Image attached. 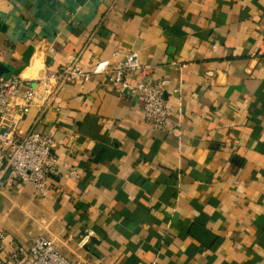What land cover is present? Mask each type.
<instances>
[{"label": "crops", "instance_id": "obj_1", "mask_svg": "<svg viewBox=\"0 0 264 264\" xmlns=\"http://www.w3.org/2000/svg\"><path fill=\"white\" fill-rule=\"evenodd\" d=\"M128 51V82L168 81L167 129L107 79L64 85L16 117L53 138V190L1 189L0 231L69 264H264V0H0V77Z\"/></svg>", "mask_w": 264, "mask_h": 264}, {"label": "built area", "instance_id": "obj_2", "mask_svg": "<svg viewBox=\"0 0 264 264\" xmlns=\"http://www.w3.org/2000/svg\"><path fill=\"white\" fill-rule=\"evenodd\" d=\"M147 69L136 52L128 51L116 52L111 61L98 60L88 67L67 63L57 71H45L33 81L17 76L0 77V190L17 182L30 185L38 198H48L52 192L49 175L55 172L57 165L51 153L54 140L49 134L33 130L18 135L16 117L26 115L34 106H49L64 85H82L92 77L107 79L118 94L127 92L141 101L144 120L150 127L167 129L171 114L165 102L168 81L130 83L126 79L130 74L144 76ZM66 175L77 177L73 168H68ZM91 238L93 233L86 231L82 242L85 244ZM0 264L69 262L50 239L36 236L25 245H17L7 241L5 233L0 231Z\"/></svg>", "mask_w": 264, "mask_h": 264}, {"label": "rangeland", "instance_id": "obj_3", "mask_svg": "<svg viewBox=\"0 0 264 264\" xmlns=\"http://www.w3.org/2000/svg\"><path fill=\"white\" fill-rule=\"evenodd\" d=\"M10 191V190H9ZM3 195V196H2ZM0 197H9V202H10V204H14V203H16V200H17V197H10V196H12V194H9V192L8 193H4L3 192V194H2ZM13 237H14V239L15 240H17V241H22V239H21V235H24L25 237L27 236V231H26V229L24 228V229H22V231H21V233H18L17 235H16V237H15V233H13L12 232V230H10V231H8ZM5 233L7 234V232L5 231ZM28 236H30V235H28ZM28 238H30V237H28Z\"/></svg>", "mask_w": 264, "mask_h": 264}]
</instances>
